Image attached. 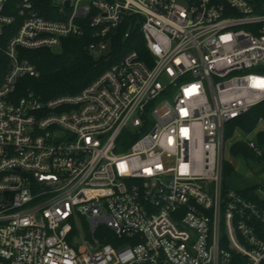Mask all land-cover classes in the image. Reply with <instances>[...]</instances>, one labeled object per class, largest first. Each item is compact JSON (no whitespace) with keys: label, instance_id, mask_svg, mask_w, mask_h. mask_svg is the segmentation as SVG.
<instances>
[{"label":"built area","instance_id":"2783aa9c","mask_svg":"<svg viewBox=\"0 0 264 264\" xmlns=\"http://www.w3.org/2000/svg\"><path fill=\"white\" fill-rule=\"evenodd\" d=\"M126 19L145 56L20 94L30 51L91 28L104 54ZM263 101L248 0H0V264H264V205L222 173L226 124Z\"/></svg>","mask_w":264,"mask_h":264},{"label":"trees","instance_id":"16d2710c","mask_svg":"<svg viewBox=\"0 0 264 264\" xmlns=\"http://www.w3.org/2000/svg\"><path fill=\"white\" fill-rule=\"evenodd\" d=\"M257 12H264V0H248ZM133 20L126 19L110 36L109 48L104 54H94L89 45L93 41L94 31L87 29L82 36H68L63 39L60 51L40 49L30 51L28 58L40 71L39 77H25L20 94L28 91L43 98L76 93L104 72L111 64L119 60L126 52L137 49L142 56L147 54L145 40L140 32V27H132L130 36L125 37L126 31ZM264 119V101L252 107L248 112L229 121L225 127V139L230 138L237 128L246 132L253 131L259 121ZM256 142L264 145V134H259ZM235 156L242 155L258 159L255 152L245 143L235 142L231 146ZM223 183L233 175L234 167L227 161L222 163ZM258 186L247 187L244 191L264 205L258 194ZM112 241V240H111Z\"/></svg>","mask_w":264,"mask_h":264},{"label":"rangeland","instance_id":"374dc122","mask_svg":"<svg viewBox=\"0 0 264 264\" xmlns=\"http://www.w3.org/2000/svg\"><path fill=\"white\" fill-rule=\"evenodd\" d=\"M60 50V49H58ZM150 118V124L148 129L144 131L147 132L150 130L151 126L154 124V119L149 115ZM235 131L236 133V140L235 142L239 141L242 143H246L247 139H256L258 138L259 134H264V119H261L257 125V127L251 131L246 132L242 130L241 128H237ZM235 135V134H234ZM253 136V137H252ZM230 140H226L225 146L223 149V157L228 158V156H231L230 154ZM262 151L264 152V145L261 146ZM232 160L234 162V165L237 168V173L229 176L226 179V185L227 187H231L233 189H236L238 191L244 192L247 187L252 185V183H255L257 180L261 181L259 182L260 185H263L264 187V156L262 158L258 159H245L243 157H233ZM252 186H258L259 185H252ZM260 189V188H259ZM258 189V191H259ZM264 190V188H262Z\"/></svg>","mask_w":264,"mask_h":264},{"label":"crops","instance_id":"0c3cea01","mask_svg":"<svg viewBox=\"0 0 264 264\" xmlns=\"http://www.w3.org/2000/svg\"><path fill=\"white\" fill-rule=\"evenodd\" d=\"M236 133H237V131H235L234 132V134L230 137V138H228V139H225V142H226V140H230L231 141V143H230V147H229V150H230V154H231V156H228V158H224L223 157V150H222V163H223V161L225 160V161H227L228 163H230L233 167H234V173L233 174H236L237 173V168H236V166L234 165V162H233V160H232V156L233 157H238V156H240V157H243V158H245V159H251V160H256V158H251V157H244V156H242V155H237V156H235L234 154H232V152H231V146H232V144L233 143H235V140H236ZM253 137V136H252ZM224 146H225V143H224ZM223 149H224V147H223ZM259 182H261V181H256L255 183H252V185H259V187L260 188H264L263 187V185H260V183ZM252 185H250V186H252ZM249 186V187H250Z\"/></svg>","mask_w":264,"mask_h":264},{"label":"water","instance_id":"95a60500","mask_svg":"<svg viewBox=\"0 0 264 264\" xmlns=\"http://www.w3.org/2000/svg\"><path fill=\"white\" fill-rule=\"evenodd\" d=\"M67 4H68V2H67Z\"/></svg>","mask_w":264,"mask_h":264}]
</instances>
